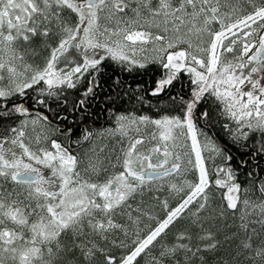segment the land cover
<instances>
[{
    "label": "snow or ice",
    "instance_id": "6c2138e0",
    "mask_svg": "<svg viewBox=\"0 0 264 264\" xmlns=\"http://www.w3.org/2000/svg\"><path fill=\"white\" fill-rule=\"evenodd\" d=\"M106 61L167 98L73 139ZM0 118V264H264V0H0Z\"/></svg>",
    "mask_w": 264,
    "mask_h": 264
},
{
    "label": "trees",
    "instance_id": "16d2710c",
    "mask_svg": "<svg viewBox=\"0 0 264 264\" xmlns=\"http://www.w3.org/2000/svg\"><path fill=\"white\" fill-rule=\"evenodd\" d=\"M155 66L147 67V69H138V75L136 78L132 77L129 72H123V70L109 61L105 62V77L102 83L103 92L96 96L93 101L94 103V110L93 114H91V118L95 120V122L99 123L101 120H104V127H113V122H109V108L113 109L115 112H136L140 113H147L149 115H155L157 109L154 106L160 105L163 100H166V95L161 94L159 98L153 97L149 94L150 86L153 85V81L158 75L153 71ZM121 70L123 73L118 71ZM119 78V83H114L115 78ZM137 85H140V91L133 93V90L137 88ZM179 84H177L176 88L172 89V92L169 93L175 94L179 90ZM127 92L128 95L125 96L124 93ZM136 96H142L146 101L144 104H140L135 99ZM112 97V102L109 103L107 98ZM66 113V112H65ZM91 129V126H87ZM82 126L78 127V134H80L82 130ZM209 131L213 133L215 136V142L218 143L223 147L226 153H230L233 157L232 165L235 168L239 161L243 159H248L247 167H244L241 171L240 179L243 180L244 175L251 171L256 167V165L252 162L249 153L245 152L242 148L235 146L225 135L222 128L217 124L215 126L208 127ZM220 160H217L216 163H219ZM264 167V158H261L259 161ZM211 168V167H209ZM261 175H264V171L261 172ZM160 199L163 200L165 198H169L170 195L167 193L166 190L160 191L158 193ZM173 197V196H172ZM176 199H173L169 204L174 205ZM155 203V201H153ZM156 214L159 216H163V210L160 208L159 204H156ZM148 223V221H145ZM151 223H155V221H151ZM183 223V221H182ZM218 227L221 233H225L229 230L234 231L235 229L232 227V219L231 214H228L227 218L223 221L218 222ZM257 230L259 231V225H256ZM228 244L224 245V249L229 248ZM223 254V250H222ZM139 259V258H138ZM145 257L144 260H141V264H145ZM215 255H210V260L212 264H215Z\"/></svg>",
    "mask_w": 264,
    "mask_h": 264
},
{
    "label": "flooded vegetation",
    "instance_id": "af4514ba",
    "mask_svg": "<svg viewBox=\"0 0 264 264\" xmlns=\"http://www.w3.org/2000/svg\"><path fill=\"white\" fill-rule=\"evenodd\" d=\"M151 66H154V65H149L148 67H151ZM119 72L123 73V72H127V71H121L118 69ZM130 75L134 78H136V76L138 75V69L133 71V72H129ZM105 70H104V73L103 75L100 77V87L96 89V96H99L100 93L103 92V89H102V83H103V80H104V77H105ZM150 92V91H149ZM71 96L73 97H76L78 98L79 97V92L76 91V92H72L71 93ZM95 96V97H96ZM95 97H90L89 100H88V112H89V115H86L84 117V120L81 122L80 120V113L79 112H66L65 114L67 115V119L63 120V121H60V123L62 125H66V126H69V127H72L73 128V139H75L77 137V134H78V127H85V126H91V128H96V129H100V128H110V127H104L102 126L104 124V120H101V122H95L94 119L91 118V114H93V110H94V103L93 101L96 100ZM27 103L29 105H31V100H28ZM53 107H55V105H53ZM58 112H64L65 110L63 109H58L57 110ZM51 115V114H49ZM73 121H75V123H73ZM0 122H3L2 121V118H0ZM109 122H113L114 124V116H112L111 114H109ZM114 127V126H113ZM198 127H200V125H198ZM205 131L207 132L208 136L211 137L214 141H215V136H213V133L209 131V128H205Z\"/></svg>",
    "mask_w": 264,
    "mask_h": 264
},
{
    "label": "rangeland",
    "instance_id": "374dc122",
    "mask_svg": "<svg viewBox=\"0 0 264 264\" xmlns=\"http://www.w3.org/2000/svg\"><path fill=\"white\" fill-rule=\"evenodd\" d=\"M112 141H111V138H109V139H107V140H105L104 141V143H111ZM204 155H205V157L207 158V164H208V166L209 167H211L212 166V161H213V159L215 160V162L217 161V160H220V158L219 157H211L210 156V153H209V151H205L204 153H203ZM175 198H178V197H172V196H170L169 198H167L168 200H169V203L173 200V199H175Z\"/></svg>",
    "mask_w": 264,
    "mask_h": 264
}]
</instances>
